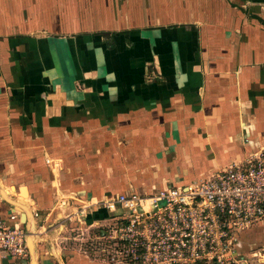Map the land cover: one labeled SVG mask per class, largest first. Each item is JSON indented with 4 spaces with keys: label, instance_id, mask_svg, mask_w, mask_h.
<instances>
[{
    "label": "crops",
    "instance_id": "obj_1",
    "mask_svg": "<svg viewBox=\"0 0 264 264\" xmlns=\"http://www.w3.org/2000/svg\"><path fill=\"white\" fill-rule=\"evenodd\" d=\"M262 150L264 0H0L7 225L62 198L186 186ZM29 219L35 255L0 264H106L83 226ZM241 237L264 264V222Z\"/></svg>",
    "mask_w": 264,
    "mask_h": 264
},
{
    "label": "built area",
    "instance_id": "obj_2",
    "mask_svg": "<svg viewBox=\"0 0 264 264\" xmlns=\"http://www.w3.org/2000/svg\"><path fill=\"white\" fill-rule=\"evenodd\" d=\"M98 209L111 216L86 225L90 210ZM30 215L41 228L83 226L91 232V252L106 264H246L252 255L242 253L240 237L264 222V150L186 186L101 201L62 198L44 214ZM9 221L0 219V256L29 259L32 233L20 212Z\"/></svg>",
    "mask_w": 264,
    "mask_h": 264
},
{
    "label": "water",
    "instance_id": "obj_3",
    "mask_svg": "<svg viewBox=\"0 0 264 264\" xmlns=\"http://www.w3.org/2000/svg\"><path fill=\"white\" fill-rule=\"evenodd\" d=\"M21 209H23V208H21ZM21 213V220H23L24 221V223L26 224V226H27V229H28V231H29V229H30V227H31V222H30V219L29 218H31L30 216H26V214L24 213V212H20ZM29 233H32V234H30V236L28 237V239H27V244H28V250H29V256H30V258L32 259L33 258V255H35V252H34V248H30L29 247V239L30 238H33L35 235H33V232H30L29 231ZM34 253V254H33Z\"/></svg>",
    "mask_w": 264,
    "mask_h": 264
},
{
    "label": "bare ground",
    "instance_id": "obj_4",
    "mask_svg": "<svg viewBox=\"0 0 264 264\" xmlns=\"http://www.w3.org/2000/svg\"><path fill=\"white\" fill-rule=\"evenodd\" d=\"M21 195H23L24 196V191H21ZM21 202L23 203V204H25V205H27L24 201H22L21 200ZM19 210L21 211V212H23L24 211V213L27 215V209H21V208H19ZM26 210V211H25ZM31 223H32V221H30ZM31 225V224H30ZM33 229V227H32V225H31V227H30V230H32ZM43 229V228H42ZM40 239V238H39ZM51 245V244H50ZM29 247L30 248H34V243H33V238H30L29 239ZM52 247V246H51ZM34 254V253H33ZM52 254L54 255V256H56L57 255V252L53 249L52 250ZM34 256V255H33ZM247 264V263H246Z\"/></svg>",
    "mask_w": 264,
    "mask_h": 264
},
{
    "label": "rangeland",
    "instance_id": "obj_5",
    "mask_svg": "<svg viewBox=\"0 0 264 264\" xmlns=\"http://www.w3.org/2000/svg\"><path fill=\"white\" fill-rule=\"evenodd\" d=\"M29 231H30V229H29ZM30 232H32V231H30ZM241 240H242V242H243V236L241 237ZM244 243H245V241H244ZM258 262V261H257Z\"/></svg>",
    "mask_w": 264,
    "mask_h": 264
}]
</instances>
